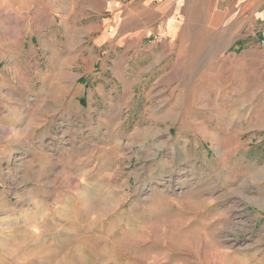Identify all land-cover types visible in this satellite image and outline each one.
Listing matches in <instances>:
<instances>
[{
    "label": "rangeland",
    "instance_id": "rangeland-1",
    "mask_svg": "<svg viewBox=\"0 0 264 264\" xmlns=\"http://www.w3.org/2000/svg\"><path fill=\"white\" fill-rule=\"evenodd\" d=\"M30 3L29 24L42 5L46 22L50 14L60 22L69 4L83 13L100 0ZM29 29L13 33L11 57L0 62L1 108L11 98L31 101L22 87L41 75L49 83L68 60L75 65L63 72L74 78L88 69L75 84L81 93L117 68L125 91L93 102L81 95L93 127L51 115L50 136L27 146L25 135L15 139L21 129L7 134L0 122V264H264V131L230 123L235 113L210 90L227 81L206 82L189 111L173 97L172 111L146 82L130 86L141 70L136 51L117 66L107 49L85 50L92 42L79 33ZM256 100L263 108L264 97ZM253 117L260 122V112Z\"/></svg>",
    "mask_w": 264,
    "mask_h": 264
},
{
    "label": "crops",
    "instance_id": "crops-1",
    "mask_svg": "<svg viewBox=\"0 0 264 264\" xmlns=\"http://www.w3.org/2000/svg\"><path fill=\"white\" fill-rule=\"evenodd\" d=\"M30 7V0H0V62L8 60L7 55L12 53L14 32H29L30 27L44 32L46 25L54 24L75 35L79 33L81 43L90 39L92 45L85 46L89 53L93 48L112 52L117 66H123L128 60L125 56L136 51L134 63L141 70L129 79L130 86L146 82L150 94L164 96L165 105L172 111L176 105L173 97H182V104L177 105L189 111L186 108L189 98L198 99L206 89L209 91L206 82L227 81L210 90L218 101L227 103V111L235 113L230 123L240 125L237 128L245 133L254 128L264 131V107L257 108L256 104L259 95L264 97V46L259 43L264 39V0H100L97 9L83 13L72 12L69 4L60 22L54 16L51 18V14L46 22L42 5L29 24ZM55 7L59 9L60 5L56 3ZM71 55L78 62L82 54L78 51ZM67 64L74 63L62 61L49 83L42 82L41 75L30 89L28 83L22 87L21 94L32 97L31 101L25 97L22 102L26 104L13 102L12 98L1 102L0 122L5 133L11 134L7 129H21L15 133V139L25 135V146L29 139L41 141L50 136L48 128L52 126L46 123L51 115H62L64 119L83 121L85 126L93 127L89 112L79 104L88 89L81 93L82 87H75L88 69L83 68L82 74L74 78L72 73L63 72ZM173 66L180 68L174 71ZM108 71L106 75L110 78L98 73L101 83L95 92L87 93L91 102L95 96L113 100L123 95L125 73H119L118 68ZM8 77L6 74L5 80ZM76 91L80 92L78 96L71 95ZM256 112L261 116L257 123L253 120ZM36 126L41 129L34 132Z\"/></svg>",
    "mask_w": 264,
    "mask_h": 264
},
{
    "label": "built area",
    "instance_id": "built-area-1",
    "mask_svg": "<svg viewBox=\"0 0 264 264\" xmlns=\"http://www.w3.org/2000/svg\"><path fill=\"white\" fill-rule=\"evenodd\" d=\"M261 46H264V39H262L261 41H259Z\"/></svg>",
    "mask_w": 264,
    "mask_h": 264
},
{
    "label": "bare ground",
    "instance_id": "bare-ground-1",
    "mask_svg": "<svg viewBox=\"0 0 264 264\" xmlns=\"http://www.w3.org/2000/svg\"><path fill=\"white\" fill-rule=\"evenodd\" d=\"M264 205V204H263Z\"/></svg>",
    "mask_w": 264,
    "mask_h": 264
}]
</instances>
